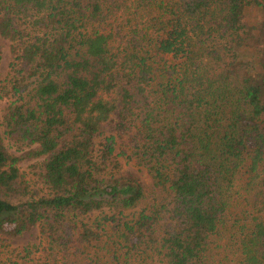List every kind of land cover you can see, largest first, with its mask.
<instances>
[{
    "label": "trees",
    "instance_id": "16d2710c",
    "mask_svg": "<svg viewBox=\"0 0 264 264\" xmlns=\"http://www.w3.org/2000/svg\"><path fill=\"white\" fill-rule=\"evenodd\" d=\"M1 40L0 264H264V0H0Z\"/></svg>",
    "mask_w": 264,
    "mask_h": 264
},
{
    "label": "rangeland",
    "instance_id": "374dc122",
    "mask_svg": "<svg viewBox=\"0 0 264 264\" xmlns=\"http://www.w3.org/2000/svg\"><path fill=\"white\" fill-rule=\"evenodd\" d=\"M0 43L2 46L1 71H2V74L4 75L7 71V65L10 61V55H9L8 47H7L8 43L3 41V40H1ZM121 161H122V165H123L124 169H128L132 172H135L146 183H149L148 176L146 175L144 169H140L137 166H134L131 162H127L124 159ZM28 243H31V244L32 243H35V244L38 243V235H37V232L35 229H33L27 233H24L20 237L17 236L10 241L11 246H18V245L22 246V245H26Z\"/></svg>",
    "mask_w": 264,
    "mask_h": 264
}]
</instances>
